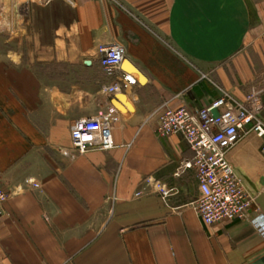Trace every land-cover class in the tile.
<instances>
[{"label":"crops","instance_id":"0c3cea01","mask_svg":"<svg viewBox=\"0 0 264 264\" xmlns=\"http://www.w3.org/2000/svg\"><path fill=\"white\" fill-rule=\"evenodd\" d=\"M14 9L25 34L0 52L8 194L0 264H264V239L250 223L203 226L195 172L183 169L192 152L180 136L155 134L165 109H200L223 94L244 102L252 88L262 92L264 123L261 0H49ZM112 44L124 48L121 70L141 82L108 96L103 87L115 76L101 69L97 47ZM109 107L118 115L115 148L72 150L73 124ZM261 145L249 133L227 161L255 199L251 210L264 215ZM149 177L169 190L166 199L135 197Z\"/></svg>","mask_w":264,"mask_h":264},{"label":"built area","instance_id":"2783aa9c","mask_svg":"<svg viewBox=\"0 0 264 264\" xmlns=\"http://www.w3.org/2000/svg\"><path fill=\"white\" fill-rule=\"evenodd\" d=\"M261 1L264 9V0ZM97 53L105 74L116 76L111 86L103 87L105 93L112 96L139 86L135 75L121 70L125 55L121 45H100ZM261 93L252 88L244 102L223 94L200 109H165L159 115L156 136L162 139L180 136L193 154L192 161L185 163L183 169L195 172L199 193L195 210L205 228L222 223L248 222L264 239V215L258 208L251 210L255 199L227 161L228 151L249 133H254L262 141L261 152L264 154ZM117 116L115 109L109 107L95 117L76 121L70 130L72 150L86 154L115 148L111 131ZM102 119L104 121L100 122ZM26 183L37 188L31 180ZM144 184L143 189L135 194L136 198L152 192L163 200L169 196V190L151 177L146 178ZM7 199L8 194L0 187V220Z\"/></svg>","mask_w":264,"mask_h":264},{"label":"rangeland","instance_id":"374dc122","mask_svg":"<svg viewBox=\"0 0 264 264\" xmlns=\"http://www.w3.org/2000/svg\"><path fill=\"white\" fill-rule=\"evenodd\" d=\"M23 1H25V0H0V52L2 54L3 53L6 54L8 51V47H9L8 39L9 38L14 39V37H16V38L20 39L25 34L24 25L22 27L16 26V21H14L15 18H14V16H12V15L16 14L15 13L16 11L14 8L17 7L18 4H21L23 7V13H24V12L28 11V7L30 4L38 3V4L44 5V4L48 3L49 0H47V1L46 0H27L26 4H24L25 2L23 3ZM97 1L102 2L103 0H97ZM261 5H262V1H261ZM262 7H263V5H262ZM13 10H14V12H13ZM22 23L24 24V21ZM12 25H14L13 29H11ZM98 47H97V49H98ZM12 48H13V46H12ZM16 48H17V50L18 49L22 50L23 46L20 44L19 45L17 44ZM5 58H6V55H5ZM108 96H110V95H108ZM27 181H29V180H27Z\"/></svg>","mask_w":264,"mask_h":264},{"label":"clouds","instance_id":"9594fccd","mask_svg":"<svg viewBox=\"0 0 264 264\" xmlns=\"http://www.w3.org/2000/svg\"><path fill=\"white\" fill-rule=\"evenodd\" d=\"M8 56H9V58L10 59H12L13 61H15V62H19V55H17V54H15V53H12V52H9L8 53Z\"/></svg>","mask_w":264,"mask_h":264},{"label":"bare ground","instance_id":"6f19581e","mask_svg":"<svg viewBox=\"0 0 264 264\" xmlns=\"http://www.w3.org/2000/svg\"><path fill=\"white\" fill-rule=\"evenodd\" d=\"M25 1L27 2V0H25ZM26 2H25V3H26ZM124 68H125V66H124ZM126 68H127V67H126ZM129 71H131V70H129ZM135 76H136L137 79L141 82V79H139V77H138L137 75H135ZM96 115H97V114H96ZM96 115H95V116H96ZM95 116H94V117H95ZM91 118H92V117H91ZM103 121H104L103 119L100 120V122H103ZM112 126H113V125H112ZM113 127H114V126H113ZM112 131H113V129H112ZM112 131H111V132H112ZM31 186H32V185H31ZM37 188H38V185H37ZM152 193H153V192H152Z\"/></svg>","mask_w":264,"mask_h":264},{"label":"water","instance_id":"95a60500","mask_svg":"<svg viewBox=\"0 0 264 264\" xmlns=\"http://www.w3.org/2000/svg\"><path fill=\"white\" fill-rule=\"evenodd\" d=\"M86 64H88V62H86ZM136 72L140 75V78H143V76L138 71H136Z\"/></svg>","mask_w":264,"mask_h":264}]
</instances>
